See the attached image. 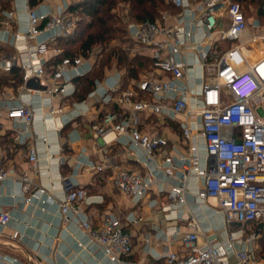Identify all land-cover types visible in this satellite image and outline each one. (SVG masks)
<instances>
[{
    "label": "built area",
    "instance_id": "built-area-1",
    "mask_svg": "<svg viewBox=\"0 0 264 264\" xmlns=\"http://www.w3.org/2000/svg\"><path fill=\"white\" fill-rule=\"evenodd\" d=\"M4 2L15 0H2ZM179 9L174 22L129 20V37L138 46L150 50L153 69L138 80L123 83L119 72L95 79L87 97L77 100L75 79L88 74L101 56L100 46H93L84 54L56 58L51 69L45 56L51 48L53 56L63 54L56 46L61 38L73 34L81 20L79 14L63 7L56 12L38 11L26 2L28 16L26 38H36L50 32L35 43H18L22 35L15 32L19 54L28 55L20 61L23 71L22 89L43 96L41 107L62 119L63 125L95 108V116L88 129L90 138L104 146L119 143L144 166L145 172L126 167H113L115 187L137 202H145L150 191L165 189L164 174L175 178L170 183L168 209L188 204V196H195L199 206L207 203L216 208L222 221L211 227L213 236L195 216L188 232L159 229V238L178 245L177 252L168 248L163 264H264V257L256 252V234L245 229L264 222V23L249 19L240 0H172ZM16 10L3 9L0 17L15 18ZM10 23L4 32L9 34ZM54 46V47H53ZM184 54V58H179ZM191 56V57H190ZM193 58V61L190 59ZM17 57L0 59V69L9 72ZM85 63H91L84 68ZM200 69L199 89L193 90L188 80ZM30 80L39 87L28 86ZM14 100V94H8ZM61 100L55 104L53 99ZM100 104L90 105V100ZM71 100V102H70ZM113 108H110V107ZM106 107V109H105ZM43 113V112H42ZM155 114L178 122L186 151L174 156L166 150V136L142 129L144 117ZM38 113L30 101L8 103L0 107V124L4 119L14 123V138L28 143L29 169L16 173L6 167L0 151V182L17 178L25 192L33 187L31 172H37L39 148L31 139L39 138L49 150V135L41 136L33 130ZM59 129V126H56ZM205 146L202 156L199 141ZM76 158L79 170L99 172L107 168L84 155ZM142 152V155L139 153ZM175 167H181L179 173ZM72 174H62L64 195L59 202L63 224L74 223L83 228L90 241L103 249L104 256L115 264H133L123 257L132 254L134 246L126 225L136 224L143 217L129 213L125 222L119 216L106 215L94 227L84 205L93 201L89 191L78 185ZM195 178V185L191 179ZM35 193L49 194L35 186ZM51 195L49 194V197ZM32 198L26 197V202ZM10 211L0 207V231L12 220ZM14 237L18 236L15 232ZM80 246L88 248L86 243ZM52 264V263H48Z\"/></svg>",
    "mask_w": 264,
    "mask_h": 264
},
{
    "label": "crops",
    "instance_id": "crops-1",
    "mask_svg": "<svg viewBox=\"0 0 264 264\" xmlns=\"http://www.w3.org/2000/svg\"><path fill=\"white\" fill-rule=\"evenodd\" d=\"M27 1H9V8H0V11L3 9L16 10L13 19L6 15L0 17V59L16 56L15 66L19 67L20 61H27L29 58L27 54H19L15 45V32L22 33L17 40L19 44H23L25 41L35 43L48 37L50 33L45 32L36 38L24 36L28 30V16L25 10ZM79 1L41 0L33 7L41 12H56ZM198 1L200 0H192L193 3ZM175 15L176 13L167 20V23L174 22ZM248 18L250 20L259 19L256 11H252ZM6 22L10 23L11 32L9 34L4 32ZM59 42L60 39L56 46H61ZM139 47L143 49L140 54L150 60L146 69L139 70L136 75L132 76L129 75L126 67L114 63L102 69L100 78L108 75L113 76L119 72L126 85L138 80L147 68L149 71L152 70L153 59L150 50L143 46ZM53 55L54 52L51 48L49 54L45 56V62L49 69L52 68L57 58ZM184 57V54L179 56L181 59ZM190 61H193V58ZM90 65L91 63H85L84 68H88ZM0 73H4V71L0 69ZM199 74L200 69L196 70L194 74L192 73L187 81L184 80L193 90L199 89ZM34 83L36 82L34 81ZM28 86L30 85L28 84ZM30 87L33 88V86ZM8 94H14L15 99L9 100ZM45 97L46 95L40 96L23 90L22 85L16 89L8 85L0 89V107H4L8 103H20L22 100L31 102L38 113L33 123V130L40 136L46 132L49 135L50 144V148L47 150L39 138L30 141V143L35 142L39 148V163L37 172L30 173L33 187L29 192L23 190L17 178H8L0 182V207L10 211L13 217L10 224L0 231V264H115L104 256L100 246L90 241L88 233L83 228L74 223L68 225L62 223L59 206L64 195L61 182L62 174L73 173L75 182L89 191L93 201L83 207L94 227L99 226L106 215L119 216L124 222L129 213L143 217V220L136 224L127 223L126 225V230L132 237L134 249L131 255L123 258L133 264H163L164 256L173 243L169 244L161 240L158 234L159 229L173 230L177 228L180 231L188 232L192 230L189 226L192 216L202 222L208 236L215 234L211 227L220 223L222 218L211 204L207 203L201 207L195 196L190 194L188 204L171 210L167 208L171 202L169 198L170 183L174 182L175 178L162 174L165 180V189L159 191L158 188H153L146 199L148 203L137 202L133 197L121 193L114 185L112 176L115 171L113 167H126L145 172L142 163L131 154L127 146L119 143L104 146L99 150L102 146L101 142L91 139L88 129L91 119L95 116V108H91L87 115L79 116L61 127V118L49 114L47 108L42 109L41 100ZM53 102L59 104L61 100L55 98ZM90 105L92 107L95 105L96 108L100 107V104L93 99L90 100ZM56 126H59V129ZM142 129L166 136L169 140L166 151L169 154L176 156L186 151L187 146L183 143L182 130L176 120L149 114L144 117ZM199 145L201 155L205 156L204 142L200 140ZM28 146V143L21 144L15 140L13 121L4 119L0 124V151L4 154L5 166L14 168L16 173L29 169ZM83 149L85 150L84 155L97 163H104V159L107 157L109 159V162H106L107 168L99 172L84 169L77 172L76 158L81 156ZM139 154L142 155V152ZM181 170V167H175L176 173ZM191 183L195 185L194 177H192ZM35 186L46 188L51 196L36 194ZM26 197L32 199L26 202ZM15 232H18L17 237L13 236ZM79 242H84L89 247L80 246Z\"/></svg>",
    "mask_w": 264,
    "mask_h": 264
},
{
    "label": "trees",
    "instance_id": "trees-1",
    "mask_svg": "<svg viewBox=\"0 0 264 264\" xmlns=\"http://www.w3.org/2000/svg\"><path fill=\"white\" fill-rule=\"evenodd\" d=\"M0 8H9V2L0 0ZM33 6L41 0H29ZM244 5L247 16L256 11L257 16L264 23V0H240ZM5 3V4H3ZM120 3H126L129 6V19L136 21L151 20L156 21L163 8H170L174 13L178 12V8L173 4L172 0H80L70 5V10L79 14L81 20L73 34L67 38L60 39V45L63 47V54L56 56L60 59L63 56H74L86 53L93 46L102 44L108 45L112 40L121 37L128 32L127 22L123 21V17L115 11ZM1 50V48H0ZM119 55L117 64L123 66L122 54L112 51L103 56L88 74L75 79L77 90L74 98L77 100L87 97L88 93L93 89L95 78H100L102 69L110 66L112 56ZM135 57L129 62L127 71L129 75L137 74V66L139 63L141 68L147 67L150 60L141 57V61H135ZM137 62V63H136ZM136 63V64H135ZM23 83V71L21 67L14 66L11 71L0 73V89L4 86H13L19 88ZM264 257V254L262 255Z\"/></svg>",
    "mask_w": 264,
    "mask_h": 264
},
{
    "label": "rangeland",
    "instance_id": "rangeland-1",
    "mask_svg": "<svg viewBox=\"0 0 264 264\" xmlns=\"http://www.w3.org/2000/svg\"><path fill=\"white\" fill-rule=\"evenodd\" d=\"M116 12H118L124 19V22H128L129 20V6L126 3H120L117 8L115 9ZM174 14V10L170 9V8H163L160 12V15L156 18V21L164 24L167 23V20L171 18V16H173ZM95 46H100L101 48V56L99 57V60L107 55L108 53L115 51L116 53H121V56H124V60L122 61L123 63V67H128L129 62H131V59L135 57V61L139 62L141 61V57H143V55L140 54V52H142V47H139L138 45H136L134 43V41L129 37L128 32L124 35H121V37L116 38L114 40H112L108 45H102V44H98ZM117 59H119V55L115 54L112 56L111 60H112V64L117 63ZM140 59V60H139ZM98 60V61H99ZM139 60V61H138ZM97 61V64H99V62ZM136 62V63H137ZM135 63V64H136ZM139 67H137V71H141L144 68H141V65L139 63H137ZM146 69V68H145ZM147 71H149V69L147 68V70H145L143 73H147ZM33 80H30L29 85L33 86V87H39L38 83H33ZM246 231L250 232L251 234L255 233L256 239L254 240V244H255V249L256 252L259 255H263L264 254V222L259 223V224H253L248 226L246 229ZM178 246L174 243L172 244L171 250L173 252H177Z\"/></svg>",
    "mask_w": 264,
    "mask_h": 264
},
{
    "label": "water",
    "instance_id": "water-1",
    "mask_svg": "<svg viewBox=\"0 0 264 264\" xmlns=\"http://www.w3.org/2000/svg\"><path fill=\"white\" fill-rule=\"evenodd\" d=\"M33 83H34V81H33ZM33 83H32V84H33Z\"/></svg>",
    "mask_w": 264,
    "mask_h": 264
}]
</instances>
